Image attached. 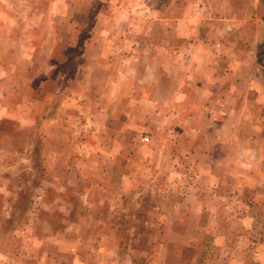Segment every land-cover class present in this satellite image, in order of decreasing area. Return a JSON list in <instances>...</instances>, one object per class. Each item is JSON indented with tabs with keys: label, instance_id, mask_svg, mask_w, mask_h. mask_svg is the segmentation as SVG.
<instances>
[{
	"label": "rangeland",
	"instance_id": "374dc122",
	"mask_svg": "<svg viewBox=\"0 0 264 264\" xmlns=\"http://www.w3.org/2000/svg\"><path fill=\"white\" fill-rule=\"evenodd\" d=\"M0 264H264V0H0Z\"/></svg>",
	"mask_w": 264,
	"mask_h": 264
},
{
	"label": "built area",
	"instance_id": "2783aa9c",
	"mask_svg": "<svg viewBox=\"0 0 264 264\" xmlns=\"http://www.w3.org/2000/svg\"><path fill=\"white\" fill-rule=\"evenodd\" d=\"M144 140H148V137H147V136H145V137H144Z\"/></svg>",
	"mask_w": 264,
	"mask_h": 264
}]
</instances>
